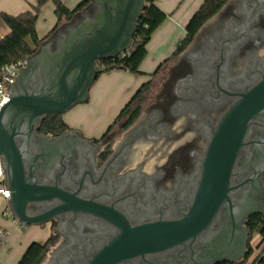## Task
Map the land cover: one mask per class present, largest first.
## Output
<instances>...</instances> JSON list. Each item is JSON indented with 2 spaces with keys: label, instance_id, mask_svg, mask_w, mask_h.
<instances>
[{
  "label": "flooded vegetation",
  "instance_id": "obj_1",
  "mask_svg": "<svg viewBox=\"0 0 264 264\" xmlns=\"http://www.w3.org/2000/svg\"><path fill=\"white\" fill-rule=\"evenodd\" d=\"M87 11L91 14L93 8L89 5ZM157 69L99 137L88 138L75 130L78 140L70 139L62 157L51 165L35 156L44 138L61 137L67 130L58 136L41 133V122L31 137L17 138L25 177L32 165L37 185L57 186L97 209L61 212L39 226L21 224V232L31 227L42 232L23 251L32 244L45 247L39 264H89L122 234L120 222L110 212L131 228L177 221L187 214L219 123L242 95L264 82V0H227L175 58ZM242 143L229 194L235 211L241 202L248 203L249 184L241 186L253 174L246 170L247 162L264 152V110L249 122ZM259 187L260 195H250V200L264 202V176ZM59 204L58 200L31 203L25 215L41 216ZM254 216L264 229L263 213L250 215L237 227L248 233L245 258L216 264H245L250 259L255 251L249 255L251 241L260 238L249 233L248 222ZM229 222L228 209L223 208L209 229L194 240L115 264H197L207 241ZM263 246L256 250L260 252Z\"/></svg>",
  "mask_w": 264,
  "mask_h": 264
},
{
  "label": "water",
  "instance_id": "obj_2",
  "mask_svg": "<svg viewBox=\"0 0 264 264\" xmlns=\"http://www.w3.org/2000/svg\"><path fill=\"white\" fill-rule=\"evenodd\" d=\"M145 1L89 0L88 6L69 23L37 44L26 66L14 82L8 84L9 101L0 112V162L4 185L10 192L6 205L17 223L39 226L61 212L82 211L86 207L97 210L96 205L79 200L57 186L37 185L32 165L29 176L25 177L23 156L16 140L23 135L31 137L44 118L62 116L88 101L89 90L97 76L112 68L102 67L99 62L112 60L131 48ZM89 5L93 8L91 14L87 11ZM263 110L264 82L242 95L219 123L208 146L200 182L187 214L177 221L131 228L120 216L110 212L120 222L122 234L89 264H115L136 255L173 249L201 236L223 208L228 209L229 226L211 236L212 241H207V249L197 264L243 260L248 233L245 228L238 230L237 227L250 215L264 214V202L250 200V195H260L264 152L247 162L246 170H253L241 184H249V192L245 195L247 205L241 202L235 211L229 194L233 190V170L248 124ZM76 136L75 130H67L61 137L44 138L35 160L41 159L51 165L62 157L70 139L78 140ZM53 200L60 202L55 209L34 218L25 215L28 204Z\"/></svg>",
  "mask_w": 264,
  "mask_h": 264
},
{
  "label": "crops",
  "instance_id": "obj_3",
  "mask_svg": "<svg viewBox=\"0 0 264 264\" xmlns=\"http://www.w3.org/2000/svg\"><path fill=\"white\" fill-rule=\"evenodd\" d=\"M36 1L0 0V13L17 16L30 11L31 6H34ZM60 1L72 10L83 0ZM203 2L204 0H156V6L167 15V19L154 31L146 46L147 55L140 66V71L145 75L135 76L117 69H111L100 74L89 90L87 104L77 105L71 111L69 110V114L62 115L64 123L70 129L80 131L85 137H99L113 122L124 103L133 96L142 84L148 81V75L152 74L160 64L173 55L185 37V27L188 21ZM53 9V5L47 3L40 10L36 21V32L39 39L46 36L55 26L56 19L53 15ZM49 13L52 17L46 21L44 16ZM64 22L66 21L63 20L61 25H64ZM8 34L9 29L0 19V38ZM85 109H87L86 112L90 110V114L82 117V111ZM94 109L96 112H92ZM6 216H2L1 213L3 218H0V229L6 237L3 247H7V249L1 252L2 254L0 253V264H16L26 248L25 246L31 242V239L40 238L42 232L31 227L26 230L27 232L22 238L16 233V231H20L19 224ZM11 238H13L12 241ZM15 238L18 241H14Z\"/></svg>",
  "mask_w": 264,
  "mask_h": 264
},
{
  "label": "trees",
  "instance_id": "obj_4",
  "mask_svg": "<svg viewBox=\"0 0 264 264\" xmlns=\"http://www.w3.org/2000/svg\"><path fill=\"white\" fill-rule=\"evenodd\" d=\"M226 1L227 0H204L199 9L188 21L185 27V37L181 40L173 55L163 63L175 58L182 48L191 41L197 30L213 16ZM47 3H51L54 7L53 15L56 19V23L46 36L39 39L36 32V21L41 8ZM88 3L89 0H83L75 8L70 10L60 0H37L36 4L31 6L30 11L17 16L0 13L1 21L9 29V34L0 38V73L4 67L16 63L22 58L32 56L39 42L51 36L61 25L63 20L70 22L78 12L88 5ZM166 19L167 15L156 6V0H146L145 8L138 21L137 29L132 39L131 48L126 53L118 55L112 60L100 61L99 65L102 67H112L111 69H117L135 76L145 75L140 71V66L147 55L146 46L154 31H156ZM157 71L158 69L154 73L149 74L148 77L155 76ZM98 77L99 76H97V78ZM145 87H147V84L143 86V88ZM68 129L70 128L62 120V116L46 117L39 127L41 133L52 134L54 136H58ZM259 223L260 220L256 216L250 218L248 222L250 236L255 234L260 235L259 240L256 242L255 246H253L249 255H251L254 249L264 244V229L259 227ZM2 234L3 233H1V235ZM1 235L0 247L4 244ZM44 253L45 247L32 244L18 259L16 264H39ZM251 264H264V246Z\"/></svg>",
  "mask_w": 264,
  "mask_h": 264
},
{
  "label": "built area",
  "instance_id": "obj_5",
  "mask_svg": "<svg viewBox=\"0 0 264 264\" xmlns=\"http://www.w3.org/2000/svg\"><path fill=\"white\" fill-rule=\"evenodd\" d=\"M27 64V58H22L16 63L4 67L0 73V112L1 109L8 103V84L14 82L15 78L18 76L21 69H23ZM10 197V192L5 188L4 185V173L0 162V199L7 201ZM19 224V223H17ZM21 228V224H19ZM1 235V231H0Z\"/></svg>",
  "mask_w": 264,
  "mask_h": 264
},
{
  "label": "rangeland",
  "instance_id": "obj_6",
  "mask_svg": "<svg viewBox=\"0 0 264 264\" xmlns=\"http://www.w3.org/2000/svg\"><path fill=\"white\" fill-rule=\"evenodd\" d=\"M52 17V15H51V13H49L48 15H46L45 14V16H44V18L46 19V21L47 20H50V18ZM65 24H67V23H69V22H64ZM63 25H60L58 28H60V27H62ZM57 28V29H58ZM158 80H160V76H157V78L155 79V82L157 83L158 82ZM88 100H89V96H88ZM88 102V101H87ZM87 102L85 103V104H87ZM72 110V109H71ZM70 110V111H71ZM70 111H68V112H66V114L68 113L69 114V112ZM87 111V109H85V110H83L82 111V117L84 116V115H89L90 114V110H88V112H86ZM92 112H96V109H94ZM64 116V115H63ZM81 117V118H82ZM95 117V116H94ZM93 117V118H94ZM75 130V129H74ZM80 132V131H79ZM94 132H95V130H94ZM1 213H2V216L4 215V216H8V208H7V205H6V202L5 201H3V200H1L0 199V218H3V217H1ZM6 216V217H7ZM9 218H12L11 216H9ZM2 220V219H1ZM26 228H28V227H26ZM1 230V229H0ZM35 230V229H34ZM37 230V229H36ZM2 231V230H1ZM27 231H25V232H21V231H16V233L17 234H19L22 238H23V236H25V233H26ZM1 233H3V232H1ZM4 234V233H3ZM1 235L2 236V241L3 242H5L6 241V237H5V235ZM11 237V236H10ZM256 237H254L253 238V240L251 241V245L252 246H255V244H256V242L257 241H255L256 239H255ZM13 240V238H11V241ZM14 241H18V239H16L15 238V240ZM39 241V240H38ZM29 244H27L25 247H27ZM22 246H23V243H22ZM1 248V250H0V253L1 252H3V251H5L6 249H7V247L5 248V247H3V245L0 247ZM259 252V250H256L255 249V251L253 252V254L251 255V257H250V259L245 263V264H249L251 261H252V259L254 258V256L257 254ZM2 254V253H1Z\"/></svg>",
  "mask_w": 264,
  "mask_h": 264
}]
</instances>
